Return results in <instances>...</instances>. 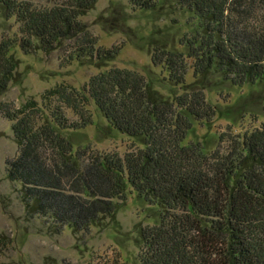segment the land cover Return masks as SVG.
I'll list each match as a JSON object with an SVG mask.
<instances>
[{
	"label": "trees",
	"instance_id": "obj_1",
	"mask_svg": "<svg viewBox=\"0 0 264 264\" xmlns=\"http://www.w3.org/2000/svg\"><path fill=\"white\" fill-rule=\"evenodd\" d=\"M97 1L0 0L3 16L16 18L22 34L0 38V94L16 79L17 43L26 52L50 53L69 41V61L98 67L115 58L120 47H100L81 20ZM178 3L190 13L191 29L175 48L154 40L151 61L179 90L165 96L144 74L112 67L91 76L83 91L67 84L46 90L45 107L35 100L1 104L17 144L6 160L7 177L19 185L27 216L44 218L58 233L89 231L115 218L129 188L157 208L158 222L139 229L137 263L113 257L94 264H264V121L244 133H221L210 152L201 142L185 144L194 121L217 115L206 96L212 76L236 86L260 84L264 100V0ZM91 103L111 128L140 145L124 156L75 148L67 130L93 122ZM11 245L0 233V264Z\"/></svg>",
	"mask_w": 264,
	"mask_h": 264
},
{
	"label": "rangeland",
	"instance_id": "obj_2",
	"mask_svg": "<svg viewBox=\"0 0 264 264\" xmlns=\"http://www.w3.org/2000/svg\"><path fill=\"white\" fill-rule=\"evenodd\" d=\"M38 5H51L53 0H30ZM157 8H135L130 0H98L95 7L81 17L88 30L95 35L100 47H120V53L98 67L89 60L69 61L72 44L67 41L58 49L24 51L20 44L11 50L20 65L16 79L3 94L0 105L11 103L22 106L35 100L45 107L42 95L59 84H67L83 91L91 76L112 67L126 68L144 74L165 96H172L178 87L167 78V73L151 61L154 40L169 48L179 46L180 38L191 29L190 13L178 0H156ZM21 24L16 18L7 19L0 8V38L19 39ZM192 81V72L188 76ZM207 100L217 108L210 121H194L185 144L201 142L210 152L218 144L219 135L232 130L244 133L259 127L264 121V100L257 95L260 84L242 86L224 82L212 76L206 84ZM93 122L80 130H67L78 147H90L95 152H116L124 156L139 146L137 139L108 125L94 103L88 107ZM71 119L77 117L67 111ZM12 122L0 112V233L9 236L11 247L1 257L5 264H94L107 258L119 257L129 263L138 262L139 229L158 222L156 207L140 198L131 188L115 218H105L89 231L75 232L65 228L58 233L42 217L27 216L18 189L19 185L7 177L6 160L17 151Z\"/></svg>",
	"mask_w": 264,
	"mask_h": 264
}]
</instances>
